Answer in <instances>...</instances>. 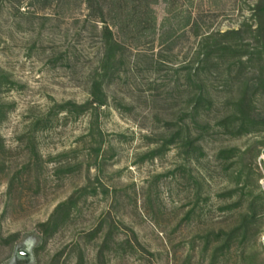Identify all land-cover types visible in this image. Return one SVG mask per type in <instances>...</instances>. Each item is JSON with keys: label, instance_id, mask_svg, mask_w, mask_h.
Here are the masks:
<instances>
[{"label": "rangeland", "instance_id": "rangeland-1", "mask_svg": "<svg viewBox=\"0 0 264 264\" xmlns=\"http://www.w3.org/2000/svg\"><path fill=\"white\" fill-rule=\"evenodd\" d=\"M133 2L112 25L127 47L126 66L98 124L59 114L31 141L34 121L56 103L88 99L101 25L96 31L86 21L82 0L0 1V72L10 79L0 92V264H244L236 250L216 260L202 253L199 237L234 227L246 199L264 193V125L240 135L215 127L235 113L228 102L245 83L252 93L264 80V62L243 69L223 60L205 73L214 105L199 122L213 130L193 163L175 147L151 153L194 91L193 24L200 35L254 25L256 0H157L148 9L143 2L138 17ZM253 103L264 119V90ZM74 194L70 220L44 242L39 226ZM257 228L250 247L264 264V217Z\"/></svg>", "mask_w": 264, "mask_h": 264}, {"label": "trees", "instance_id": "trees-1", "mask_svg": "<svg viewBox=\"0 0 264 264\" xmlns=\"http://www.w3.org/2000/svg\"><path fill=\"white\" fill-rule=\"evenodd\" d=\"M0 1L5 2L7 0ZM82 1L87 9L86 21L92 23L96 31L101 25L99 31L100 52L97 65L89 74L87 83L88 99L81 104L74 101L56 103L47 115L34 121L31 141L35 140V136L40 131L47 129L52 118L59 114H65L67 117L76 119L88 115L90 117V129H93L98 124L99 112L109 105V88L123 77L127 47L117 38L112 25H117L115 21L126 10L127 0ZM133 1V4L137 6H134L132 17L135 15L138 17L141 8L139 3L143 4L145 2L148 9L150 7L148 5L157 0ZM253 20L254 25L244 24L239 30H229L224 33L220 31L206 32L201 35L199 34L201 32L199 25L197 23L193 24L195 35L200 38L188 76L189 81L194 86V91L188 102L186 112L178 120L166 123L164 135L157 142L160 146L151 153L153 157L160 155L171 147H175L181 152L183 159L191 164L197 159L198 155L202 154V143L205 137L209 135L208 132L213 128L208 122H205L202 126L199 119L214 105L203 76L208 69L218 68L223 60H228L231 68L240 66L243 69L253 68L264 62V0H256L253 8ZM9 81V77L0 72V92L9 85ZM254 87V91L251 93L249 83H245L239 99L228 102L235 113L217 122L215 127H223L228 131H230V128H236L235 133L240 135L247 134L251 130L259 129L264 125V119L255 111L253 103L255 94L264 90V80H260ZM122 103V101L116 100L118 108L123 107ZM2 115L3 111L0 107V123ZM233 153H235L234 150H229L228 152H222L220 155H233ZM234 195V191H229L225 194V197L232 199ZM242 198L226 209L233 211V209L239 207L243 202ZM246 201L248 207L239 212L238 222L234 227L199 237L200 240L204 241L202 253L206 254L210 251L213 259L216 260L219 256H224L231 253L232 250H236L244 264H260L253 248L250 247V239L258 233L257 227L264 217V212H260L264 203V193L250 195ZM77 203L78 199L74 194L66 202L58 205L48 222L39 226L44 242L53 237L70 220ZM191 213L193 212L189 214ZM131 234L138 247H141L135 233L131 231ZM111 235L112 231H109L100 254L103 253L104 249H107V241L111 238ZM125 244L128 245L130 250H134L129 241ZM78 264L82 263L79 262Z\"/></svg>", "mask_w": 264, "mask_h": 264}]
</instances>
